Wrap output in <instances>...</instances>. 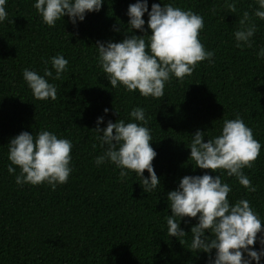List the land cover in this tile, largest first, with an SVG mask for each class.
I'll return each instance as SVG.
<instances>
[{
    "label": "trees",
    "instance_id": "trees-1",
    "mask_svg": "<svg viewBox=\"0 0 264 264\" xmlns=\"http://www.w3.org/2000/svg\"><path fill=\"white\" fill-rule=\"evenodd\" d=\"M153 2L200 14L204 27L198 38L214 53L212 62H198L183 79L172 76L161 98L126 91L120 84L113 88L97 63V41L144 34L127 29V7L135 0H103L100 10L87 12L83 21L73 24L65 14L51 27L36 12L34 0H6L8 16L0 23V264H206L208 253L189 249L195 218H181L183 238L167 234L166 193L184 175H220L231 186L230 203L247 199L264 223V59L256 54L264 47V20L253 14L256 0H148L149 10ZM245 11L256 31L251 46L237 47L233 32ZM142 18L150 34L147 13ZM57 53L68 66L59 78H46L56 87V99H35L22 71L43 75L48 67L55 76L46 62ZM137 106L145 112L160 180L148 193L133 171L120 179L114 164L95 163L107 147L97 139L96 118L104 117L100 128L108 120L127 122ZM237 114L261 144L251 168L242 169L255 191L222 169H200L188 159L192 133L200 129L215 135L224 119ZM41 129L71 141L69 177L55 188L46 182L17 185L19 168L7 171V143L21 131L35 135ZM143 174L147 177L146 169Z\"/></svg>",
    "mask_w": 264,
    "mask_h": 264
},
{
    "label": "clouds",
    "instance_id": "clouds-1",
    "mask_svg": "<svg viewBox=\"0 0 264 264\" xmlns=\"http://www.w3.org/2000/svg\"><path fill=\"white\" fill-rule=\"evenodd\" d=\"M6 0H0V23L8 13ZM103 0H34L33 7L43 23L54 26L65 14L71 23L83 21L87 12L99 11ZM258 7L253 14L264 20V0H256ZM229 10L235 12L234 4ZM147 13V28L142 18ZM127 29H138L143 35H125L118 42L112 40L96 42L97 63L105 74L109 84L116 88L118 84L126 91L137 90L141 96L161 98L164 96L165 83L172 76L183 79L190 75L198 62H212L213 51L206 50L199 40V32L204 27L203 17L191 9L184 10L173 3L151 4L148 0H135L127 7ZM118 30V29H117ZM256 25L249 22V13L245 11L239 19V26L233 32L237 47L242 44L251 46V37ZM257 57L264 59V47L257 51ZM43 75L36 70L24 68L23 80L35 99H56V87L48 77L59 78L67 69L68 60L57 53L49 57ZM108 112V108L103 110ZM117 111V110H116ZM130 119L108 120L100 128L104 117L96 118L95 131L102 145H107L103 154L95 158L100 165L107 160L118 168V178H127L133 171L140 179L143 191L148 193L156 189L160 180L153 169L152 160L156 156L151 147L150 129L147 127L142 107H133L128 113ZM205 131L197 129L191 134L187 147L194 167L200 169L224 170V175L236 177L247 191H255L248 177L242 172L251 168L259 155L261 144L254 139L252 130L246 126L239 114L232 119H224L217 134L203 139ZM7 151L8 173L15 175V183L37 185L46 182L52 188L65 183L71 172V141L57 134L41 129L33 135L21 131L10 138ZM147 170V177L144 170ZM216 172V171H215ZM231 186L223 182L220 175L204 172L200 175H184L177 187L166 193L170 214L166 217L167 234L183 238L186 234L180 227L183 217L195 218L190 233V250L209 254L206 264H261L264 257V223L253 210L247 199L235 202L228 199ZM178 218V219H177ZM185 223H188L185 220ZM207 233V234H206ZM259 233V236H258ZM183 245V239H179ZM257 242L258 249L250 246ZM215 249L214 254L212 250Z\"/></svg>",
    "mask_w": 264,
    "mask_h": 264
}]
</instances>
